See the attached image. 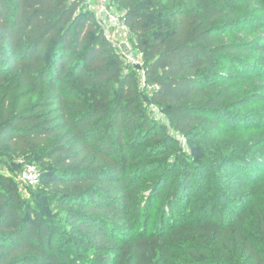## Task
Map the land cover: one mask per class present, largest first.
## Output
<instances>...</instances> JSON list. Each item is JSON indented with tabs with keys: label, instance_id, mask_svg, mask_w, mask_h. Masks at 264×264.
Listing matches in <instances>:
<instances>
[{
	"label": "trees",
	"instance_id": "obj_1",
	"mask_svg": "<svg viewBox=\"0 0 264 264\" xmlns=\"http://www.w3.org/2000/svg\"><path fill=\"white\" fill-rule=\"evenodd\" d=\"M111 1L144 54L146 100L175 131L264 128L246 111L264 105V0ZM82 5L0 0V153L22 159L12 176L0 172V264H264V213L254 239L244 231L249 210L228 221L234 197L216 193L235 158L210 165L173 151L145 114L137 71ZM141 138L150 144L132 154ZM24 162L38 167L64 221L25 204L16 180ZM152 169L160 174L145 197ZM173 170V194L148 227ZM202 179L212 194L198 200ZM72 249L90 257H69Z\"/></svg>",
	"mask_w": 264,
	"mask_h": 264
},
{
	"label": "rangeland",
	"instance_id": "obj_2",
	"mask_svg": "<svg viewBox=\"0 0 264 264\" xmlns=\"http://www.w3.org/2000/svg\"><path fill=\"white\" fill-rule=\"evenodd\" d=\"M232 2H235L236 6H240L242 8L247 6V4H245V0H233ZM106 5L110 13L117 18L124 15L123 11L118 9L111 0H107ZM82 6L86 11L92 14L94 13V11L87 5L84 6L83 4ZM243 13L246 12H241L240 15ZM258 15L264 17V13H259ZM107 21L111 25L110 30L114 35L113 40L115 41L116 47L113 48L123 59L126 66L130 64L129 61L135 63L134 60H137L138 50L130 31L128 30V32L124 27H122L120 21H116L114 23L112 19H107ZM241 27L236 28L239 29L237 32L240 31ZM254 36L256 35H253V37ZM253 40H255V38H253ZM257 56L258 54L254 55V57ZM141 61L142 59H139V63L141 64L137 65V67H133V70L137 71L139 77V91L141 92L142 99H145V101L143 100L144 102H142L143 109L150 120L162 127V134H167L171 137L173 142L172 145L174 147L172 150H178L183 155L194 159L197 157L194 163H196L197 160H200V162H206L210 165H214V162L219 160L221 161V158H235V162H231L226 168L227 172L232 173V176L223 177V182L217 185L216 193L218 191L220 192L221 189L223 194L227 195L225 196V200L229 198L228 196L234 197L232 200L234 204H231L232 206L230 207L231 210L225 212V216L228 221L234 218H239L242 213H245L249 210L244 225V231L249 236L256 239L259 237V233L256 228L257 212L261 211L264 213V128L262 130H252L251 133L248 131L245 132V130H242L240 126L247 125L249 123L245 121L243 124H240L242 122H239V124L236 125L238 126V129L233 130L230 129L232 126L221 124V127L198 128L192 137H186L179 134L173 129L167 112L163 108L149 104L147 102L146 96L149 95L150 91L152 90V86L146 85V79L143 76L144 60L142 62ZM138 66H140L141 69H139ZM237 83L239 84V87H243V84L240 85L239 82ZM1 99L2 97H0V100ZM246 111L247 113H251L253 117L257 119V122L253 123L264 122V105L260 104L256 107H250ZM246 111L243 110L244 113H246ZM141 140H143V142L137 144V147L132 150V154L144 149V147L150 144V142L144 141L142 138ZM252 155H256V158L250 159ZM3 157L6 156L0 153V160ZM173 159L174 156H171V160ZM20 161H22V159H11L6 157V163L3 164L0 161V172L4 175L12 176V169L14 167L16 168L15 164H18ZM236 168L239 169V172L236 171ZM213 169L216 170L215 172H217L220 167L215 166ZM152 170L153 171L148 170V174L143 176V180L145 181L146 185L144 187L145 197L150 196V193L152 192V183L156 181L158 174H160L159 170ZM193 171H197V169L193 168ZM204 173H208L209 176L211 170H205ZM142 175H144V173ZM175 175L176 171L173 170L169 178L168 187L164 194H160V187L154 195L152 204L150 206L151 221L148 227H154L158 223L157 216L162 214L167 199L173 194L169 191L174 188V185H176ZM40 181L36 186L28 187L22 186L20 184L18 185L25 204L37 209L42 213L48 214L49 217L59 219V221H64V216L52 205L53 201L49 196L51 193H49L48 190L42 188V186H39ZM205 181L206 179H202V185L200 187L201 189L197 193L198 200H204V198L208 199L212 194V191H210L208 186L209 183ZM203 182L205 183L203 184ZM194 203H196V201ZM254 203H257V205L253 208ZM192 205L190 206L191 208ZM189 209L190 208H188L187 211H189ZM194 215H200V212L194 210ZM137 231L138 230L133 231L132 233H136ZM260 246L263 247L264 245L260 243ZM89 255L90 251H80L73 253L72 249V254L69 257L81 256L88 258L90 257Z\"/></svg>",
	"mask_w": 264,
	"mask_h": 264
},
{
	"label": "built area",
	"instance_id": "obj_3",
	"mask_svg": "<svg viewBox=\"0 0 264 264\" xmlns=\"http://www.w3.org/2000/svg\"><path fill=\"white\" fill-rule=\"evenodd\" d=\"M82 1L84 6L87 5L94 11L93 13L94 17L98 22L99 26L101 27V29L103 30L105 38L113 47H116L115 41L113 40L114 35L110 30L111 25L108 23L107 19H112L113 23L116 21H120L122 27H124L128 31L129 29L124 23L122 17L123 15L120 16L119 18L112 15L106 5L107 0H82ZM137 50H138L137 60H134L135 63L129 61L131 65L128 64V67H132V68L137 67V65L141 64L139 63V59H142V61L144 60V54L138 48ZM143 76L145 77L144 74ZM40 176H41L40 171L35 164L23 163L21 171L18 173L16 180L22 186H36L40 181Z\"/></svg>",
	"mask_w": 264,
	"mask_h": 264
},
{
	"label": "water",
	"instance_id": "obj_4",
	"mask_svg": "<svg viewBox=\"0 0 264 264\" xmlns=\"http://www.w3.org/2000/svg\"><path fill=\"white\" fill-rule=\"evenodd\" d=\"M138 68H139V69H141V67H140V66H138Z\"/></svg>",
	"mask_w": 264,
	"mask_h": 264
}]
</instances>
